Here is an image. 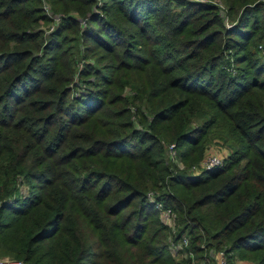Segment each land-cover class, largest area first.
Masks as SVG:
<instances>
[{
    "label": "trees",
    "instance_id": "16d2710c",
    "mask_svg": "<svg viewBox=\"0 0 264 264\" xmlns=\"http://www.w3.org/2000/svg\"><path fill=\"white\" fill-rule=\"evenodd\" d=\"M260 46L264 0H0V259L264 264Z\"/></svg>",
    "mask_w": 264,
    "mask_h": 264
},
{
    "label": "built area",
    "instance_id": "2783aa9c",
    "mask_svg": "<svg viewBox=\"0 0 264 264\" xmlns=\"http://www.w3.org/2000/svg\"><path fill=\"white\" fill-rule=\"evenodd\" d=\"M259 50L261 52V59H262V62L264 64V46H260L259 47ZM221 164V160L218 159V157L216 156H212V157H208L206 158L201 166H203L204 169H207V170H210L216 166H220ZM161 217L164 218L165 220H168L170 216V212L169 210H164L162 211L161 210ZM186 242L183 240L182 241V244H185ZM182 244H177V246H175L172 251H177L179 249H181V246ZM174 251V252H175ZM0 264H29L27 262H20V261H15V260H10V259H0ZM216 264H229L226 260V256L224 255L223 252H218L217 253V261H216ZM232 264H241L237 261L233 262Z\"/></svg>",
    "mask_w": 264,
    "mask_h": 264
},
{
    "label": "rangeland",
    "instance_id": "374dc122",
    "mask_svg": "<svg viewBox=\"0 0 264 264\" xmlns=\"http://www.w3.org/2000/svg\"><path fill=\"white\" fill-rule=\"evenodd\" d=\"M166 210H168V209H166ZM175 251V250H174ZM15 261H19V260H15ZM20 262H23V261H20ZM29 264H31V263H29Z\"/></svg>",
    "mask_w": 264,
    "mask_h": 264
}]
</instances>
